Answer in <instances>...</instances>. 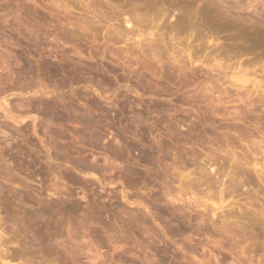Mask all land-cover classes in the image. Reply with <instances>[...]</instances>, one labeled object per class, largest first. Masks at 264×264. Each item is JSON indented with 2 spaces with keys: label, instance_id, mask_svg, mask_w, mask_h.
Masks as SVG:
<instances>
[{
  "label": "rangeland",
  "instance_id": "obj_1",
  "mask_svg": "<svg viewBox=\"0 0 264 264\" xmlns=\"http://www.w3.org/2000/svg\"><path fill=\"white\" fill-rule=\"evenodd\" d=\"M254 1L0 0V264H264Z\"/></svg>",
  "mask_w": 264,
  "mask_h": 264
},
{
  "label": "bare ground",
  "instance_id": "obj_2",
  "mask_svg": "<svg viewBox=\"0 0 264 264\" xmlns=\"http://www.w3.org/2000/svg\"><path fill=\"white\" fill-rule=\"evenodd\" d=\"M255 1H256V2H255ZM255 1H254L255 4H256L257 2H258V3L260 2V0H255ZM254 2H253V3H254ZM253 3H250L249 6L254 7ZM219 7H220V6H219ZM220 9H221V8H220ZM219 11H220V10H219ZM226 13H227V12H226ZM227 14H228V13H227ZM229 15H230V14H229ZM229 15H228V17H229ZM231 17H232V15H231ZM231 17H230V18H231ZM233 18L235 19L234 21H236V22H238V23L241 22L240 24L243 23L242 25H243L244 27H245L244 24H246V25H250L249 20H247L246 18H244V17H242V16H240V15H238V14L233 15ZM231 19H232V18H231ZM129 20H130V19L127 18V19H125L123 22H124L126 25H128V24L130 23ZM251 21H252V20H251ZM254 22H256V21H254ZM254 22H252V23L255 25L256 23H254ZM238 23H237V24H238ZM252 23H251V24H252ZM210 24H211V23H210ZM238 25H239V24H238ZM207 26H208V25H207ZM243 26H242V28H243ZM250 26H251V25H250ZM255 26H256V25H255ZM209 27L211 28L212 26H209ZM131 29H134V28L131 26ZM208 29H209V28H208ZM243 29H245V28H243ZM117 30H118V29H117ZM119 30H120V29H119ZM121 30H123V29H121ZM120 32H121V31H120ZM122 32H123V31H122ZM140 32H141V31H140V29H139V30H138V33H137V32L135 33V31H134V32H132V35H131V34H130V35H131L132 37L135 36V37H137V38L140 40V37H141L142 34H143V33H140ZM118 33H119V32H118ZM124 33H125V32H124ZM130 33H131V32H130ZM123 35H124V34H122V36H123ZM148 35H151V36H152L151 31H150V32L148 31ZM212 35H213V34H212ZM122 36H121V37H122ZM243 36H244V35H240V36L238 35V36H236V37H237L238 39L241 40V39L243 38ZM245 36H246V35H245ZM126 37H127V34H126ZM247 37H248V36H247ZM256 38H257V37H256ZM259 39H260V38H259ZM139 40H137L138 43H139ZM257 40H258V39H257ZM140 41H141V40H140ZM252 43H253V42H252ZM252 45H253V44H252ZM255 45H256V44H255ZM249 46H250V45H249ZM253 46H254V45H253ZM237 47H238V46H237ZM239 48H240V47H238V49H239ZM238 49H237V50H238ZM233 50H234V49H233ZM237 50H236V51H237ZM187 54H188V53H187ZM190 58H191V57H190ZM190 60H191V59H190ZM193 61H196V60L194 59ZM193 61H192V62H193ZM231 64H233V63H231ZM234 67H235V66H233V68H234ZM227 68H228V69L231 68V70L233 69V68L231 67L230 63L227 64ZM234 69H238V68H234ZM229 70H230V69H229ZM239 70H240V69H239ZM245 70H246V69H245ZM237 71H238V70H237ZM243 71H244V70H243ZM243 71H242V72H243ZM239 72H240V71H239ZM224 74H225V71H224ZM224 74H223V75H224ZM231 75H233V72H232ZM237 75H238V76H235V77H237V78H238L237 80H239L240 82H245V81L248 80V79H247V76H244V75H246V72H245V71L243 72L242 75H240V74H237ZM253 79H254V78H253ZM255 80H256V79H255ZM74 81H76V80L74 79ZM77 82H78V81H77ZM259 83H260V81H254V82L251 83V84H252L251 86H252V89H253V90H252L253 93H254L255 91H257V90H258V91H259V90H260V91L262 90V89H261V86L259 85ZM63 85H64V84H63ZM241 85H242V84H241ZM37 108H38V107H37ZM47 110H48V109H47ZM49 111H50V110H49ZM45 113L47 114V112H45ZM48 113H49V112H48ZM49 114H50V113H49ZM49 114H48V116H50ZM44 115H45V114H44ZM56 115H57V114H56ZM56 115H55V116H56ZM55 116H54V117L52 116V117L55 118ZM56 117H58L57 119H60V120L62 119L63 121H64V119H65V117H64L63 115H59V116L57 115ZM50 118H51V117H50ZM51 119H52V118H51ZM57 119H56V120H57ZM88 119H89V117H88ZM49 120H50V119H49ZM52 120H53V119H52ZM56 120H55V121H56ZM79 120L81 121V120H82V117H81V119H79ZM57 121H58V120H57ZM70 122H71V121H70ZM81 122H83V124H84V123H88L87 125H89V124H91L93 121L90 123V121L82 120ZM92 124H93V123H92ZM96 125H97V124H96ZM47 126H48V125H47ZM92 126H93V125H92ZM43 128H45V127H43ZM46 132H47V131H46ZM85 138H86V137H85ZM86 139H87V138H86ZM91 139H92V138H91ZM84 140H85V139H84ZM92 140H93V139H92ZM89 141H91V140L89 139ZM93 141H94V140H93ZM94 142H96V141H94ZM95 144H96V143H95ZM91 145H92V144H91ZM93 145H94V144H93ZM95 146H96V145H95ZM165 152H167V151H165ZM63 155H64V154H63ZM146 156H147V155H145V154L143 155V157L141 158L142 162H143V161H146V159H147V157H148V156H147V157H146ZM63 158H64V156H63ZM142 162H141V163H142ZM147 163H148V161H147ZM256 164H257V163H256V161H255V162H254V165H256ZM261 166H262V165H261ZM211 167H212V164L210 163V164L208 165V168H211ZM260 168H261V169H260V170H261V173L263 174V172H264L263 166L260 167ZM130 169H131V168H130ZM203 169H204V168H203ZM212 169H213V168H211V170H212ZM205 170H207V169H205ZM131 171H132V169H131ZM131 171H130V173H131ZM203 171H204V170H203ZM203 171H202V172H203ZM213 171H214V170H213ZM136 172H137V171H136ZM128 173H129V172H128ZM133 173H134V171H133ZM133 173H132V174H133ZM132 174H131V175H132ZM136 174H137V173H136ZM136 174L134 173V175H136ZM262 174H261V175H262ZM222 175H223V174H222ZM12 179H13V178H12ZM203 181H204V180H203ZM232 187H233V186H232ZM232 189H233V188H232ZM218 191H219V190H218ZM213 192H214V191H213ZM218 193H219V196H217V194H216V197H218V198H217V201H215V199H214L215 196L213 197V194H215V193H212V192H211L212 196H208L209 198L206 197V198H204L202 201L199 202V199H200V197H199V198H197V199L195 200V202H194V200H193V202L196 204L197 207H199V208L202 207L203 210H206V211L210 212L211 215L213 216V215L216 213L215 211H216L217 209L223 208V204L225 203V197H224L225 195H222V190H220ZM227 193H228V192H227ZM180 194H181V193H180ZM176 195H177V194H176ZM207 195H208V193H207ZM207 195H206V196H207ZM209 195H210V193H209ZM216 197H215V198H216ZM175 198H176V197H175ZM177 198H178V197H177ZM177 198H176V199H177ZM186 198H187V194H186ZM176 199H175V200H176ZM23 200H24V199H23ZM177 200H178V199H177ZM207 201L211 202L213 205H215V207H213V205H212L211 208H213V209L208 208V205H206V202H207ZM193 202H190V203L193 204ZM217 202H218V203H217ZM182 203H183V202H182ZM190 203H189V204H190ZM184 204H185V203H183V205H184ZM189 204H188V205H189ZM192 204H191V206H192ZM188 205H187V206H188ZM193 205H194V204H193ZM52 207H53V204H52ZM192 207H193V206H192ZM45 208H46V207H45ZM49 208H51V206H49ZM195 208H196V207H195ZM181 209H182V208H181ZM185 209H186V207H185ZM40 210H41V209H40ZM40 210H39V211H40ZM42 210H43V209H42ZM52 210H53V209H52ZM190 210H191V209H190ZM203 210H202V211H203ZM32 211L35 212V210H32ZM220 211H221V210H220ZM30 212H31V211H30ZM37 212H38V211H37ZM37 212H36V213H37ZM41 212H42V211H41ZM41 212H40V213H41ZM48 212H49V210H48ZM23 213H24V212H23ZM23 213H22V214H23ZM26 213L28 214L27 211H25V214H26ZM31 213H32V212H31ZM42 213H43L44 215H47V211H46V214L44 213V211H43ZM49 213H50V212H49ZM49 213H48V215H49ZM198 213H200V212H198ZM25 214H24V216H25ZM70 214H71V213H70ZM200 214H201V213H200ZM37 215H38V213H37ZM217 215H218V214H217ZM217 215H216V216H217ZM24 216H23V217H24ZM40 216H41V215H40ZM40 216H39V217L37 216V217L40 218ZM28 217L31 218V221H33L34 219L36 220V215H34V214H30V213H29V216H28ZM41 217H42V216H41ZM174 217H175V216H174ZM21 218H22V217H21ZM24 218H25V220H26L27 215H26V217H24ZM24 218H23V219H24ZM44 218L47 219V217H44ZM177 218H178V216H177ZM177 218H176V220L180 219V218H178V219H177ZM215 218H216V217H215ZM42 219H43V218L39 219V221H40V222H43L44 219H43V221H41ZM222 220H224V219H222ZM28 221H29V220H28ZM44 223H45V222H44ZM34 225H35V224H34ZM42 225H43V224H42ZM42 225H41V226H42ZM45 225H46V224H45ZM48 225H52V224H48ZM55 225H56V224H55ZM43 226H44V225H43ZM33 227H34V226H33ZM33 227H31V228H33ZM51 227H54V225L51 226ZM23 228H24V227H23ZM25 228H26V227H25ZM25 228H24V229H25ZM31 228H30V229H31ZM38 228H39V227H38ZM40 228H43V227H40ZM45 228L47 229V226H45ZM26 229H27V230H25V231H28L29 228H26ZM51 229H52V228H51ZM54 229H56V228H54ZM54 229H53V230H54ZM42 230H44V229H41V230H40V232H41L40 234L44 233L45 231H46V233H47V232H48L47 230H50V227H49L47 230H45L44 232H43ZM50 231H51V230H50ZM54 231H55V230H54ZM52 232H53V231H52ZM55 232H57V231H55ZM170 233H171V232H170ZM172 233H173V232H172ZM44 234H45V233H44ZM44 234H43V235H44ZM50 234H51V233H49V235H50ZM53 234H55V233H53ZM47 235H48V233H47L44 237H46ZM50 236H51V235H50ZM50 236H49V237H50ZM46 238H47V237H46ZM51 238H52V237H51ZM51 238H50V239H51ZM25 239H26V238H25ZM42 239H43V238H42ZM52 239H55V238H52ZM31 240H32V239H31ZM0 241H1V240H0ZM2 241H3V240H2ZM51 241H52V240H51ZM36 243H37V242H36ZM36 243H35V244H36ZM41 243H42V242H41ZM39 245H40V244H39ZM53 246H55V245H53ZM49 247H50V246H49ZM50 248H51V247H50ZM16 255H17V254H16ZM14 256H15V255H14ZM14 258H15V257H14Z\"/></svg>",
  "mask_w": 264,
  "mask_h": 264
}]
</instances>
